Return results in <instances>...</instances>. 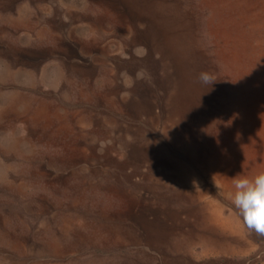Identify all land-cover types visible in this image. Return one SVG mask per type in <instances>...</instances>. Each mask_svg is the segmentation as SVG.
<instances>
[{"label":"rangeland","instance_id":"obj_1","mask_svg":"<svg viewBox=\"0 0 264 264\" xmlns=\"http://www.w3.org/2000/svg\"><path fill=\"white\" fill-rule=\"evenodd\" d=\"M150 1L132 18L108 0H0V111L10 112L0 120V230L21 237L0 234V264H264V236L232 204V179L264 172V0ZM72 36L100 49L85 50L92 75L67 62ZM168 55L187 83L177 96L158 89L149 114L136 91L154 85ZM20 98L29 109L17 115L8 109ZM47 104L65 117L48 129L69 134L53 143L30 137L23 116ZM67 143L90 160L106 148L116 162L100 172L62 163ZM143 146L146 161L125 171L128 150ZM51 169L67 177L51 180ZM144 196L163 215L146 230L125 217ZM215 209L232 228L214 223ZM95 219L96 238L75 237Z\"/></svg>","mask_w":264,"mask_h":264},{"label":"bare ground","instance_id":"obj_2","mask_svg":"<svg viewBox=\"0 0 264 264\" xmlns=\"http://www.w3.org/2000/svg\"><path fill=\"white\" fill-rule=\"evenodd\" d=\"M110 1L122 14L126 16H130L132 18H138L140 16V10L143 9V6H150L152 1L150 0H108ZM149 2V3H147ZM143 14V13H142ZM149 26V33H153L155 39H161L163 36V28L160 25H157V17L151 15L148 18ZM59 27L65 28V24H60ZM66 55L64 56L69 63H78L84 67L83 71L88 75H92L96 71V65L91 57H88V54L85 50H90L91 53H99L100 49L98 46L89 45L79 37H68L66 40ZM20 57L23 59L29 60H38V58H44L47 56L45 52H35V51H22L19 53ZM75 60V61H74ZM74 61V62H73ZM77 62V63H76ZM187 83V75L185 68L180 63V61L175 58L173 55H168L164 58L162 67L160 71L156 73L155 82L152 86H143L141 90L136 91V104H138V108H144L143 110L147 111V113H154L156 111V95L158 89L161 90L164 94H171L179 95L182 90H184L185 84ZM29 102L20 98L18 102L11 105L9 111L15 112V114L19 115V105L24 104L27 109H29ZM92 105V104H91ZM10 112L7 111H0V120L7 118ZM25 119V124H27L30 130L29 135L33 137L37 141H49V143H53L61 138V136L68 137L69 134L64 133L59 128V131H52L48 128H51L53 125L56 124H65V117L60 114L56 109L53 111L50 105H39L35 108L34 114L32 117H29L27 111L23 114ZM60 143H64L63 140ZM21 142L19 140L16 141L15 147H19ZM66 146V155L68 157L60 158L62 163H66L67 161L71 160L73 163L77 164H87L92 168V170L96 172H100L106 170L108 166L115 164L116 157L112 155V152L108 151L106 148L101 149L99 152H95L92 156H95L93 160L89 159V155L85 150H76L69 146V143L65 144ZM143 149V151L141 150ZM150 151L149 146L143 147H134L133 149L128 150V159L126 163L121 164V167L125 169H130L136 167L134 165H141L146 161V157L148 152ZM93 150H91V153ZM63 156V155H62ZM117 164V163H116ZM47 169V168H46ZM48 170V169H47ZM123 170V171H124ZM126 171V170H125ZM49 176L52 177L51 180H54L53 177H59V180L65 179L67 177V173L59 172L55 170H49ZM49 182H51L49 180ZM13 187V186H12ZM131 198V197H130ZM131 209L126 214V219L132 221L135 224H139L141 229L146 230L147 225L145 224L147 221L149 222H157L162 223L161 219H163L162 212L159 209L153 207V201L151 202L149 198L144 196L141 198H131ZM213 221L218 226L227 229V227L232 228V224L227 223L225 220L222 219V215L218 210L215 209L213 212ZM93 222V228L91 230H76L75 237L78 239H93L96 238L102 231V224L101 220L95 219ZM101 224V225H100ZM88 225V224H87ZM0 234L4 237L6 236H13L14 238H20V236L16 235L15 233H11L6 229L5 226L1 227ZM20 242V241H19Z\"/></svg>","mask_w":264,"mask_h":264},{"label":"clouds","instance_id":"obj_3","mask_svg":"<svg viewBox=\"0 0 264 264\" xmlns=\"http://www.w3.org/2000/svg\"><path fill=\"white\" fill-rule=\"evenodd\" d=\"M197 79L210 88L216 83L215 76L207 71L199 73ZM232 180L234 208L248 230L264 236V172L251 178L238 174Z\"/></svg>","mask_w":264,"mask_h":264}]
</instances>
